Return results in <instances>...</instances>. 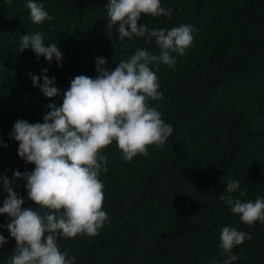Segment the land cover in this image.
<instances>
[{"label": "trees", "instance_id": "trees-1", "mask_svg": "<svg viewBox=\"0 0 264 264\" xmlns=\"http://www.w3.org/2000/svg\"><path fill=\"white\" fill-rule=\"evenodd\" d=\"M54 17L33 23L25 0H0V173L31 170L9 137L17 118L41 121L50 102L33 87L29 71L48 67L57 86L67 89L78 74L97 75L94 58L104 56L114 67L137 47L159 53V47L133 35L118 39L115 26L106 30L107 0H41ZM171 16L142 14L138 23L171 28L192 26L193 40L173 66H153L163 93L148 104L172 124L162 146L148 145L146 154L122 159L116 142L105 146L107 171L103 209L108 216L95 235L59 237L61 251L74 264H211L224 258L220 230L231 225L251 233L234 246L232 264H264V223L239 220L221 200L228 178L240 181L241 200L264 197V0H161ZM40 31L45 43L56 42L62 67L49 65L31 49L19 47L20 36ZM13 190L28 199L24 181ZM7 195L0 192V200ZM33 207H38L33 205ZM6 215L0 214V224ZM7 243L0 247V264L12 255L16 241L0 228Z\"/></svg>", "mask_w": 264, "mask_h": 264}, {"label": "clouds", "instance_id": "clouds-1", "mask_svg": "<svg viewBox=\"0 0 264 264\" xmlns=\"http://www.w3.org/2000/svg\"><path fill=\"white\" fill-rule=\"evenodd\" d=\"M25 4L33 23L54 18L41 0H25ZM105 7L106 30L115 26L120 40L135 35L149 43L154 38L159 53L137 47L112 68L107 66L106 57L97 56V75H75L64 90L57 86L55 76L48 75V67H42L39 75L27 73L33 87L45 97L62 93V102L50 100L42 122L17 118L8 134L18 142V156L34 167L23 172L13 169L12 179L0 173V192L7 193L0 200V214L6 215L7 222L0 228H6L16 241L4 264H74L75 256L66 249L61 251L57 238L95 235L105 222L108 213L102 206L104 184L99 175L107 167L101 150L115 141L122 159L131 161L137 153L146 154L148 145L162 146L173 133L172 124L162 118L157 107L148 104L149 99L163 97L153 66L174 65L177 57L173 53L183 55L193 40L192 26L181 23L165 29L138 23L142 14L171 16L173 10L162 6L161 0H107ZM19 47L22 51L31 49L37 59L42 56L49 65L55 59L62 67L59 46L45 43L40 31L22 34ZM0 147H7V142L0 140ZM19 180L24 181L28 199L38 207H24V197L13 190L19 187ZM222 182L226 187L219 197L240 221L264 223V197L234 198L232 193L243 194L240 181L228 178ZM251 238V233L224 225L220 230L224 258L219 264L237 260L232 249ZM5 243L7 238L0 233V247Z\"/></svg>", "mask_w": 264, "mask_h": 264}]
</instances>
